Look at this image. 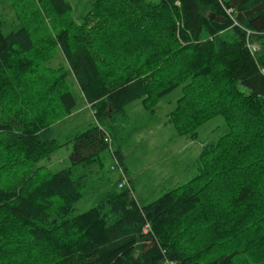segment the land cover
Instances as JSON below:
<instances>
[{"label":"trees","instance_id":"16d2710c","mask_svg":"<svg viewBox=\"0 0 264 264\" xmlns=\"http://www.w3.org/2000/svg\"><path fill=\"white\" fill-rule=\"evenodd\" d=\"M38 2L35 25L0 20V264H264V0H92L78 22L67 0ZM179 87L166 124L224 129L191 179L141 205L112 185L109 139L128 104L153 112ZM76 88L93 120L61 142ZM65 145L66 167L39 165Z\"/></svg>","mask_w":264,"mask_h":264},{"label":"rangeland","instance_id":"374dc122","mask_svg":"<svg viewBox=\"0 0 264 264\" xmlns=\"http://www.w3.org/2000/svg\"><path fill=\"white\" fill-rule=\"evenodd\" d=\"M38 1L0 0L2 32L17 29L23 23L35 25V15L41 9ZM67 2L72 18L78 22L89 10L92 0ZM74 93L77 98L75 111L52 125L55 137L61 142L67 135L84 129L93 120L92 112L80 90L76 88ZM181 94V87L173 90L159 100L153 112L144 108L141 99L131 102L125 108L127 120L121 133L116 139L109 137L112 148L121 151L124 163L120 165L108 156V175L113 178L112 185H116L117 181L118 188L126 187L141 205L191 179L196 173L194 162L201 147L215 141L223 132L224 120L217 116L199 126L195 139L178 135L171 124L165 123V119ZM69 153L70 145L62 146L49 158L40 161L39 165L51 172L60 170L68 165ZM103 178H96L94 184L87 187L83 198L76 204L74 214L95 205L104 192V188H98ZM123 178L125 182L119 186Z\"/></svg>","mask_w":264,"mask_h":264},{"label":"built area","instance_id":"2783aa9c","mask_svg":"<svg viewBox=\"0 0 264 264\" xmlns=\"http://www.w3.org/2000/svg\"><path fill=\"white\" fill-rule=\"evenodd\" d=\"M249 47L251 48V49H253V50H256L257 49V44L256 43H254V42H250L249 44ZM124 182H125V179L123 178V179H121L120 180V183H119V186H122L123 184H124Z\"/></svg>","mask_w":264,"mask_h":264}]
</instances>
